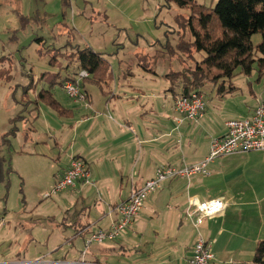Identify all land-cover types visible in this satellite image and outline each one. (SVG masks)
<instances>
[{
	"label": "crops",
	"instance_id": "crops-1",
	"mask_svg": "<svg viewBox=\"0 0 264 264\" xmlns=\"http://www.w3.org/2000/svg\"><path fill=\"white\" fill-rule=\"evenodd\" d=\"M150 1L152 0H0V14L45 18L46 23L42 27L35 23L31 26H36L39 30L50 28L53 35L55 30V35L66 34L71 28L73 31L77 30L75 18L85 17L98 30L111 27L120 34L126 32L128 37L116 42V45L122 46L121 49L127 43L139 47L141 41L147 48L155 41L148 40L139 27L135 31L133 23L134 20L156 17V6L151 8ZM142 12L146 14L141 17ZM69 13L73 16L74 25L59 22L54 27L49 26L50 19L62 15L66 18ZM130 34L135 35V38H130ZM91 48L107 59L105 53ZM136 58L135 55L134 59L128 61L120 59L116 62V72L115 62L112 64L107 59L114 79L100 85L93 81L83 85L89 106L74 101L64 106L55 98L65 113L60 115L50 108L56 117L66 120L58 128L48 124L46 137L49 142L40 140L48 145L51 142L56 148L53 151H46L48 148H45L43 157L52 169L53 184L65 175L72 157H79L87 163L92 182L78 183L75 188L60 193V209L64 208V203L67 207L61 210V216L47 218L52 221L62 219L61 226L52 230L58 229L59 234H66V242L59 240L55 247H47L48 249L38 253L36 259L44 257L53 264H64L81 258L87 264H189L196 238L193 224L186 219L190 199L221 198L227 204L225 212L208 219L202 228L203 234L212 244L215 257L213 264H254L255 248L264 239L259 237L262 229L259 234L258 228L254 229L243 220L248 205L236 204L237 199L228 193L212 196L207 187L206 180L212 177L210 166L219 158L209 165L210 176L177 178L163 184L146 201L143 210L118 239L93 244L86 249L85 241L90 233L99 228L108 230L112 227L117 220L114 209L116 205L128 200L132 186L141 187L162 166L192 165L209 154L212 140L226 133L228 121L222 128L212 125L206 120L209 111L216 104L217 97L226 98L241 89L237 79L248 78L238 75L232 82L225 83L221 80L219 84L223 83L226 88L215 92L211 90V101H208V94L203 92L205 116L202 123L193 126L188 121H175L174 101L179 92L177 90L176 94L170 90L171 85L166 78L168 72L156 69V66L160 67L159 61L156 63L152 60L151 67L147 70ZM136 67L142 68V71H138ZM33 93L34 97L30 95V99L34 103L38 95L34 91ZM258 102L259 100L248 108V116L253 113ZM41 107L49 108L43 103L38 104L32 117L17 124V133L20 127H24V131H30L29 133L35 132V128H28V124L34 125L41 118ZM14 119L10 121V128ZM201 132L205 135L202 141ZM197 138L200 139L198 142ZM57 150L67 154L65 162L61 155L54 154ZM238 155L242 154L232 156ZM261 217L264 222L262 212ZM81 227L83 232H78L77 229ZM252 234L256 235L253 239ZM80 238L85 245L83 249L77 246ZM234 243L240 244L239 257L234 256L232 251ZM247 244H250L248 248H244ZM23 263L25 262H15Z\"/></svg>",
	"mask_w": 264,
	"mask_h": 264
},
{
	"label": "rangeland",
	"instance_id": "rangeland-1",
	"mask_svg": "<svg viewBox=\"0 0 264 264\" xmlns=\"http://www.w3.org/2000/svg\"><path fill=\"white\" fill-rule=\"evenodd\" d=\"M216 1L218 0H196L192 12L191 10H182L174 4H166L161 9L160 6L164 0L150 1L151 8L153 5L156 6V17L154 16L150 20H143L145 18L134 20L133 23L135 31L139 27L148 40L155 41L147 48L141 41L139 47L127 43L125 48L121 49L122 46L116 45V42L127 38L126 32L120 34L111 27L106 29L103 27V31L98 30L85 17L75 18L77 23L75 26H78V31L69 29V35L72 33L74 36V44L67 47L64 45L68 39V33L55 35V30L53 35L50 28L44 27L43 30H39L31 24L26 29L20 30V17L14 14L11 17L0 14V57L7 56L0 63V71L13 76L9 83L0 82V143L2 136L12 129V126L10 128L11 119L18 115L23 119H29L33 112L36 113V106L32 102L33 91L38 95L42 89L51 88L54 97L64 106L73 102L61 82L72 80L76 70L75 44L80 45L81 48L93 47L105 53L112 64L115 62V72L118 71L116 62H119L120 59L124 61L134 59L138 54L135 60L144 63L146 68L151 67L152 60L159 61L160 67L156 66V69L164 70V72L175 69L183 75L189 72L185 77L191 78L190 72L202 65L204 55L195 51L190 56L179 54V58L172 61L174 64L170 68V56L166 49V43L169 41L171 45H175L179 40L178 35H182L188 30L185 25L189 17H195L194 23H196V16L200 9H210L213 2ZM140 7L142 8V3H140ZM143 14L146 12L140 13V16L142 17ZM179 14L183 16L182 26L176 23V17ZM59 22L74 25L71 13L66 18L62 15L56 19H50L48 23L49 26L54 27ZM38 24L40 25V23ZM15 30L19 31L15 32ZM38 37H44L47 40L46 43L39 42L36 39ZM129 37L134 39L135 35L130 34ZM260 40V34L254 36V43H259ZM58 56L55 66H52L49 63L50 59ZM11 57H13V61ZM163 65L165 66L162 68ZM135 69L142 71V68L136 67ZM59 75V79L51 84V81ZM247 77L237 79L236 82L241 89L235 94H229L231 96L226 98L224 96L217 97L218 100L212 106L206 119L209 123L222 128L227 120L246 118L248 108L255 105L257 100H264V76L259 79V73L255 69ZM204 82L206 83L201 93L206 92L208 101H211L209 99L211 90L218 91L219 87L212 82L211 78ZM25 88L29 90L32 88L31 94L30 92L23 94ZM40 109L41 118L34 125L28 124V128L34 127L35 132L29 133L30 131H24V127L19 126V133L12 138V147L9 150H3V154L10 161L12 173L9 177L10 187L8 190L4 184L0 183L1 264H15V262L22 261L25 262L23 264H28L36 259L38 253L48 249L47 247H55V243L57 244L59 240L62 239V242H66V234H59L58 229L52 230L54 227L61 226L62 219L55 218L56 220L52 221L47 217L61 216V210L67 206L64 203V208L60 209L61 194L52 198L44 197L45 193L51 192L54 184L52 169L43 157H45L44 153L47 148L46 151H53L56 148L51 142L49 145L40 142L41 139L49 142L46 137L48 124L56 125L58 128L66 120L56 117L50 108L41 107ZM191 124L195 125V123ZM31 135L34 140L31 139ZM204 136V133L201 132V141ZM200 139L197 138V142ZM54 154L61 155L62 161L64 159L65 162L67 154L64 151L58 152L57 150ZM215 162L210 166L212 177L206 180L208 190L211 191L210 194L213 196L228 193L237 199L236 204H247L243 220L247 221V224H250L254 229L258 228L259 234L262 229L259 237L264 239V222L261 217V212L264 215V152H248L238 156L222 157ZM242 208L244 209V207ZM260 226L262 227L260 228ZM79 229L82 230L83 227ZM255 237L256 235L252 234V239ZM249 245H244V248H248ZM77 246L80 249L85 247L81 238L77 241ZM232 251L234 256L239 257L240 244L234 243Z\"/></svg>",
	"mask_w": 264,
	"mask_h": 264
},
{
	"label": "trees",
	"instance_id": "trees-1",
	"mask_svg": "<svg viewBox=\"0 0 264 264\" xmlns=\"http://www.w3.org/2000/svg\"><path fill=\"white\" fill-rule=\"evenodd\" d=\"M195 3L196 0H164L160 8L162 9L166 4H174L182 10H191L192 12ZM194 18L189 17L185 25L188 30L182 35H178L179 40L175 45H171L168 41L166 49L170 56V68L174 64L172 61L179 58V54L190 56L193 51L204 55L202 65L190 72L191 78L185 77L189 72L183 75L180 71L170 69L166 78L170 82L172 92L177 94L178 90V96H188L192 92L201 93L206 83L204 81L209 80V78L219 87L218 90H221L225 87L223 83L219 84L221 80L225 83L232 82L238 75L250 76L255 69L259 73V79L264 76V0H218L213 2L210 9H200L196 16V23H194ZM182 20L183 16L179 14L176 17L177 25L182 26ZM20 21V30L26 29L33 23H40L41 27L46 23V19H41L39 16H20ZM18 31L15 30V32ZM257 34H260L261 40L259 43H254V36ZM73 37V34L69 35L68 32V39L64 46L73 45ZM36 39L42 44L47 41L44 37ZM74 47L76 70L72 79L75 80L83 70L90 73V76L84 78L80 84L83 93V85L87 82L93 81V83L100 85L114 79L112 67L102 53L96 52L89 46L81 48L80 45L75 44ZM136 56L138 57V54ZM5 57L7 56L0 58V63ZM58 58L59 56L50 59L49 63L55 66ZM11 59L14 60L13 57ZM142 67L149 69L144 66V63ZM56 77L51 81V84H54L60 75ZM12 78V74H4L0 71V82L9 83ZM65 81L61 82L63 87ZM31 91L32 88L31 90L25 88L23 94H28ZM40 103L59 112L60 115L65 113L52 94L51 88L42 89L38 93L36 102L33 104L37 106ZM23 120L20 115L13 120L12 129L2 136L0 144V183L4 184L7 190L10 187L9 177L12 168L10 161L3 154V150H9L12 147V138L16 137L18 132L17 124ZM82 230L77 229L78 232H83ZM253 263L264 264V240L257 243L253 254Z\"/></svg>",
	"mask_w": 264,
	"mask_h": 264
},
{
	"label": "built area",
	"instance_id": "built-area-1",
	"mask_svg": "<svg viewBox=\"0 0 264 264\" xmlns=\"http://www.w3.org/2000/svg\"><path fill=\"white\" fill-rule=\"evenodd\" d=\"M90 73L81 71L75 80H66L64 90L76 103L87 104L86 94L80 89L84 78ZM206 102L203 93L192 92L188 96H178L174 101V112L178 123L185 121L198 124L205 116ZM264 151V102L259 101L253 113L242 119H231L226 122V133L212 140L209 154L200 162L184 167L162 166L156 170L155 176L147 180L141 187L132 186L128 200L116 205L114 212L117 220L108 230L99 228L90 233L85 241L86 249L93 244H104L118 239L134 222L143 210L146 201L155 194L163 184L177 178L191 179L194 176H210L209 165L218 158ZM91 173L87 163L79 157H72L65 175L58 180L45 198H52L68 189L75 188L78 183L91 184ZM227 204L221 198L195 200L190 199L186 210V219L190 220L196 230L193 256L189 264H213L215 259L211 242L205 237L202 228L208 219L223 214ZM85 254V252L83 253ZM1 264V263H0ZM28 264H53L42 257ZM64 264H87L81 258L78 261Z\"/></svg>",
	"mask_w": 264,
	"mask_h": 264
}]
</instances>
